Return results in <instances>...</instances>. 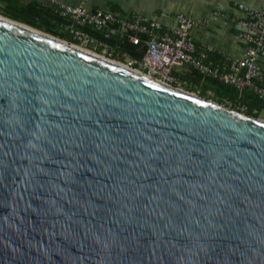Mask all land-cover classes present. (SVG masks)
I'll list each match as a JSON object with an SVG mask.
<instances>
[{"label": "water", "instance_id": "95a60500", "mask_svg": "<svg viewBox=\"0 0 264 264\" xmlns=\"http://www.w3.org/2000/svg\"><path fill=\"white\" fill-rule=\"evenodd\" d=\"M0 17V264H264V121Z\"/></svg>", "mask_w": 264, "mask_h": 264}, {"label": "built area", "instance_id": "2783aa9c", "mask_svg": "<svg viewBox=\"0 0 264 264\" xmlns=\"http://www.w3.org/2000/svg\"><path fill=\"white\" fill-rule=\"evenodd\" d=\"M61 20L67 23L65 32L73 37L77 46L95 54L114 59L115 51L106 40L120 38L134 46L145 49L141 60L130 58L127 54L120 57L123 63L151 79L171 86L180 83L173 72L193 70L205 79L218 80L234 87L238 92H250L264 102V9L255 10L245 7L247 17L241 22L243 28L240 38L246 45L242 58L225 57L229 72L220 74L209 64L212 48L198 46L191 40V32L196 22L185 16L175 18V26L165 28L159 20L133 15L123 18L113 12L89 11L85 6L71 7L59 0H45ZM91 33L104 36V40L93 37ZM213 96V92H209ZM240 113L247 112L240 107Z\"/></svg>", "mask_w": 264, "mask_h": 264}, {"label": "crops", "instance_id": "0c3cea01", "mask_svg": "<svg viewBox=\"0 0 264 264\" xmlns=\"http://www.w3.org/2000/svg\"><path fill=\"white\" fill-rule=\"evenodd\" d=\"M71 6H85L89 11L113 12L123 18L133 15L159 20L165 28L175 26V18L185 15L196 22L191 40L198 46L212 48L211 57L242 58L246 45L241 40V22L247 17L241 7L262 10L264 0H59ZM45 0H0V13L13 7H48ZM43 18H45L43 16ZM264 67V61L262 62ZM216 70H221L220 66Z\"/></svg>", "mask_w": 264, "mask_h": 264}, {"label": "trees", "instance_id": "16d2710c", "mask_svg": "<svg viewBox=\"0 0 264 264\" xmlns=\"http://www.w3.org/2000/svg\"><path fill=\"white\" fill-rule=\"evenodd\" d=\"M14 9H5L0 14L4 17L10 18L15 21L25 23L31 27L42 30L57 38H61L69 42L70 44L77 45L73 37L65 32L67 23L61 20L53 10H48L46 7H27ZM119 15V14H117ZM43 16L45 18H43ZM120 16V15H119ZM93 37L104 40V36L97 33L89 32ZM107 45L115 51V59L120 62L124 60L120 57L122 54H127L130 58L141 60L145 55V49L140 46H134L128 41L120 38H114L112 40H106ZM101 54V52H98ZM209 64L214 70L217 66H220L221 70H217L220 74L229 72L228 66L225 63L224 58L211 57L209 58ZM173 75L179 79L181 85L188 88L192 92H198L202 97H207L214 102L232 108L240 112V107H246L247 116L259 119L264 112V102L258 97L254 96L250 92L244 93L238 92L234 87L227 86L218 80L205 79L203 76L193 70L173 72ZM209 92H213V96H209Z\"/></svg>", "mask_w": 264, "mask_h": 264}, {"label": "rangeland", "instance_id": "374dc122", "mask_svg": "<svg viewBox=\"0 0 264 264\" xmlns=\"http://www.w3.org/2000/svg\"><path fill=\"white\" fill-rule=\"evenodd\" d=\"M0 15H1V14H0ZM1 16H2V15H1ZM102 58H104V59H108V58L105 57V56H102ZM111 61L116 62V63H118V64H122V65H124V66H127L126 63L120 62L118 59H115V58H114V59H111ZM174 87L179 88V89H182V90H184V91H186V92H189V93L196 94L198 97L203 98L202 95H200V93L190 91L188 88H186V87H184L183 85H181V83H178L177 85H174ZM203 99L208 100V101H213V100H211V99H208L207 97H204ZM231 109H232V108H231ZM240 112H241V111H240ZM259 120L264 121V112L261 114Z\"/></svg>", "mask_w": 264, "mask_h": 264}, {"label": "bare ground", "instance_id": "6f19581e", "mask_svg": "<svg viewBox=\"0 0 264 264\" xmlns=\"http://www.w3.org/2000/svg\"><path fill=\"white\" fill-rule=\"evenodd\" d=\"M0 19H2V20H4V21H7V20H5L4 18H2V17H0ZM26 29H28V30H30V28H28V27H26V26H24ZM34 32H37V33H39V34H42L41 32H39V31H34ZM80 49L82 50V51H87V50H85L84 48H81L80 47ZM102 58V57H101ZM111 62V61H110ZM111 63H115V62H111ZM118 64V63H117ZM121 65V67H123V68H128L129 70H131V68H129V67H127V66H124V65H122V64H120ZM119 65V66H120ZM137 73H139V72H137ZM139 74H142V73H139Z\"/></svg>", "mask_w": 264, "mask_h": 264}]
</instances>
